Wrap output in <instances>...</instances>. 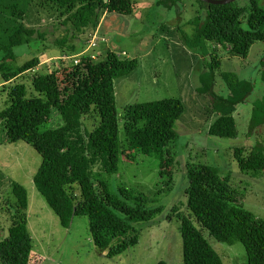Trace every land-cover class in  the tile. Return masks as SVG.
<instances>
[{
    "label": "trees",
    "instance_id": "16d2710c",
    "mask_svg": "<svg viewBox=\"0 0 264 264\" xmlns=\"http://www.w3.org/2000/svg\"><path fill=\"white\" fill-rule=\"evenodd\" d=\"M197 1L202 16L189 22L195 32L183 43L190 49L198 48L201 57L205 58L212 47L244 58L252 44L264 43L261 0H248L246 6ZM179 2L157 0L156 5L170 8ZM131 5V0H0V122L7 142L22 141L40 155L32 178L34 187L63 228L68 229L74 217H86L90 240L105 257L133 247L138 241L135 225L148 223L161 212L160 206L151 207L153 200H148L147 194L121 184L113 189L106 177L117 174L121 159L133 162L134 153H140L154 159L157 197L173 190L175 165L180 172L182 188L175 194L182 209L178 206V212L170 216L178 223L182 237V264H223L203 231L217 242H239L245 251V264H264V220L243 207V196L231 185L229 173L211 165L189 163L174 149L178 138L174 125L184 112L179 99L127 105L119 136L112 82L134 70L136 60L109 46L102 53L96 52L99 39L104 37L97 29L104 13L129 15ZM41 18L52 20L48 28L39 27ZM54 30L60 33L55 35ZM52 33L50 48L67 57L75 55L77 60L76 65L63 67L70 71L64 75L62 88L56 69L36 72L34 67L41 62L38 56L19 64L20 56L14 52L20 47L27 53L29 49L39 50ZM94 33L95 46L83 52ZM62 54L43 60L69 62L61 59ZM207 57L198 75V91L209 95L216 115L208 134L233 138L237 129L232 113L251 91V83L238 80L233 73H220L215 52L210 51ZM216 76L226 84V95L219 88L215 93ZM56 110L68 124L42 129ZM88 115H94L89 128L84 124ZM78 118L77 124L74 120ZM259 124H264V96L253 104L249 127ZM256 146L233 149L240 172L256 175L264 171V146ZM11 195L13 201L7 207L10 224L7 236L0 241V264H32L27 192L13 182Z\"/></svg>",
    "mask_w": 264,
    "mask_h": 264
},
{
    "label": "rangeland",
    "instance_id": "374dc122",
    "mask_svg": "<svg viewBox=\"0 0 264 264\" xmlns=\"http://www.w3.org/2000/svg\"><path fill=\"white\" fill-rule=\"evenodd\" d=\"M262 1L259 3L264 7ZM156 2L157 0H131L129 15L104 13L97 29V33L103 35L102 38L107 42L106 45L105 42H100L96 52L102 53L104 47L109 46L114 51H124L127 59L136 60L134 70L113 79L112 82L119 136L122 135L123 109L127 105L170 98L179 99L184 106V112L174 125L178 135L174 149L182 152L184 160L189 163L207 164L228 172L231 185L243 196L241 201L243 207L264 220V171L256 175L251 172H240L233 151L238 147L246 150L258 147L251 143L252 141L259 143V147L260 144H264L263 130L254 137L250 134L253 99L235 106L232 117L237 135L233 138L216 137L208 134L209 125L216 117L210 106V97L198 91L200 83L197 77L203 72V62L205 59L209 60L206 56L210 51L217 54L220 73H232L231 67L235 64L245 70L244 63L237 62L242 61L243 58L228 56L225 50L212 47L207 49V54L203 58L198 48L190 49L184 45L185 39L191 38L195 32V27L189 22L197 15L202 16L199 10L201 4L197 0H180L175 7L170 8L164 5L157 6ZM235 2L240 6L248 4V0ZM51 21L41 18L38 25L46 29ZM85 30L89 32L88 29ZM53 33L56 35L60 32L54 30ZM53 33L46 40L45 46H39V50L29 49L27 53L24 47H20L14 52L20 56L17 58L19 64L33 56H38L41 62L34 67L36 72L44 74L46 68L56 69L58 85L62 88L65 85L62 84L64 75L70 71L69 67L67 69L63 67L76 63L70 57L67 58L69 62H63L65 65L59 64L56 60L51 61L52 59L47 62V59L43 60L46 57L53 58L62 54L50 48V42L54 40ZM87 36L88 33L85 37ZM255 45L263 47L260 42ZM250 53L251 49L248 55ZM262 63L264 64V60ZM31 75L26 79L30 80ZM237 76L242 80L239 78L240 75ZM216 80L224 85L220 93L226 94L227 89L223 79L216 76ZM258 82L256 80V85L260 88ZM218 88L219 86L215 87V93L219 91ZM258 91L255 88L254 93ZM64 120L57 110L53 111L51 119L42 129L66 126L68 123ZM86 120L84 123L86 127H91L94 123V115H88ZM78 121L79 118L74 120L77 124ZM178 147L181 149L179 150ZM132 157H134L133 162L121 159L117 174L106 177L110 180L113 189L115 184H121L126 188H134L147 194L148 200H153L151 207L160 206L161 212L150 222L135 225L138 241L133 247L119 255L105 257L104 253L95 249L90 240L86 217H74L68 229L60 226L57 217L32 182L33 175L41 162L40 155L22 141L7 142L0 122V241L7 236V228L10 224L7 207L13 201L11 184L15 182L23 186L27 192L26 219L32 240L31 257L34 261L32 264H157L159 262L182 264V237L178 223L176 224V220L170 216L178 212V206L180 210L182 209L177 201L179 195L175 194L182 188L180 172L175 165L173 190L157 197L154 193L159 188L155 186L158 176L153 157L140 153H134ZM172 210L174 211L171 213ZM168 215L170 219H166ZM203 235L223 264H245V251L239 242L234 240L228 244L217 242L206 231H203Z\"/></svg>",
    "mask_w": 264,
    "mask_h": 264
},
{
    "label": "crops",
    "instance_id": "0c3cea01",
    "mask_svg": "<svg viewBox=\"0 0 264 264\" xmlns=\"http://www.w3.org/2000/svg\"><path fill=\"white\" fill-rule=\"evenodd\" d=\"M262 2H264V0ZM262 44H263V47H258L255 45V43L252 44L251 47L249 48V50L251 49V53L248 55V53H249V51H248V53H247L248 56L246 55V57H244L242 61H237L239 63L240 62L244 63L243 67H245V70L241 69L237 64H235L231 67L232 73L234 75H236V76L240 75V77H239L240 79L248 81L249 83H251V87H252L251 91L247 94V96L243 100V102H246L247 100H250L252 98L253 99L252 107L256 101L262 99V97L264 96V64L262 63L264 60V43H262ZM254 45H255V47H254ZM226 54H227V51H226ZM238 60H240V58H238ZM236 78L238 79V76ZM256 80L259 81L258 85L260 86V88L257 87ZM217 85L219 86V89H222L224 87V85H222V83L219 81H217ZM255 88H257V90H259L257 93H254ZM261 130L264 131V124H259L253 128H250V134L252 137L257 136V135H259V132H261ZM249 141H250V139H249ZM251 143H254V145L259 144L257 142H253V141ZM260 145L264 146V144H260Z\"/></svg>",
    "mask_w": 264,
    "mask_h": 264
},
{
    "label": "built area",
    "instance_id": "2783aa9c",
    "mask_svg": "<svg viewBox=\"0 0 264 264\" xmlns=\"http://www.w3.org/2000/svg\"><path fill=\"white\" fill-rule=\"evenodd\" d=\"M96 40H97V34L94 33V34H92V35L90 36V38L88 39L87 48H86L83 52H85L87 49H90V48L94 47L95 44H96ZM99 41H100V42H104L105 40H103V39H99ZM69 57H70V56H69ZM69 57H67V56H65V55H64V56H61V58H64V60H66V59L69 58ZM70 58L73 60L74 63L77 62V60H76V58H75V55H74V56H71Z\"/></svg>",
    "mask_w": 264,
    "mask_h": 264
},
{
    "label": "water",
    "instance_id": "95a60500",
    "mask_svg": "<svg viewBox=\"0 0 264 264\" xmlns=\"http://www.w3.org/2000/svg\"><path fill=\"white\" fill-rule=\"evenodd\" d=\"M211 5H225V4H229L232 2H235L236 0H199Z\"/></svg>",
    "mask_w": 264,
    "mask_h": 264
}]
</instances>
